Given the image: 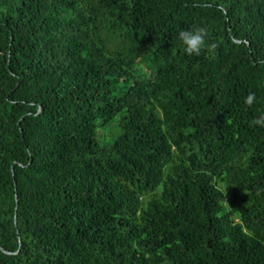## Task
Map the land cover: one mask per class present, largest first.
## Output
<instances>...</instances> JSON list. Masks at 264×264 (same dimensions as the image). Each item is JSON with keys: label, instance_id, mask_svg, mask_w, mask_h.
I'll return each instance as SVG.
<instances>
[{"label": "trees", "instance_id": "trees-1", "mask_svg": "<svg viewBox=\"0 0 264 264\" xmlns=\"http://www.w3.org/2000/svg\"><path fill=\"white\" fill-rule=\"evenodd\" d=\"M261 112L264 0H0V264H264Z\"/></svg>", "mask_w": 264, "mask_h": 264}, {"label": "clouds", "instance_id": "clouds-1", "mask_svg": "<svg viewBox=\"0 0 264 264\" xmlns=\"http://www.w3.org/2000/svg\"><path fill=\"white\" fill-rule=\"evenodd\" d=\"M184 46V52L189 55H201L202 51L214 52L217 48L215 42H209V33L205 27L193 25L190 29H182L177 37ZM256 101L254 92H249L244 98V103L252 106ZM251 126L264 128V112L255 116L251 122Z\"/></svg>", "mask_w": 264, "mask_h": 264}, {"label": "rangeland", "instance_id": "rangeland-1", "mask_svg": "<svg viewBox=\"0 0 264 264\" xmlns=\"http://www.w3.org/2000/svg\"><path fill=\"white\" fill-rule=\"evenodd\" d=\"M116 125H117V123H114V124H112V126L106 128V129H105V133H106V134H108V133H110V132L113 133V132L115 131V127H116Z\"/></svg>", "mask_w": 264, "mask_h": 264}]
</instances>
